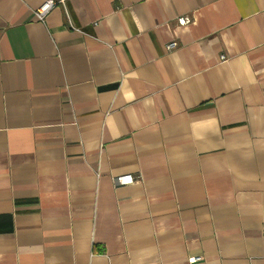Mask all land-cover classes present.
Listing matches in <instances>:
<instances>
[{"label":"crops","instance_id":"0c3cea01","mask_svg":"<svg viewBox=\"0 0 264 264\" xmlns=\"http://www.w3.org/2000/svg\"><path fill=\"white\" fill-rule=\"evenodd\" d=\"M44 1L0 0V264H264V0Z\"/></svg>","mask_w":264,"mask_h":264},{"label":"built area","instance_id":"2783aa9c","mask_svg":"<svg viewBox=\"0 0 264 264\" xmlns=\"http://www.w3.org/2000/svg\"><path fill=\"white\" fill-rule=\"evenodd\" d=\"M60 2H63V0H46L44 1V3H42L36 10H35V16L37 17V19L44 21L47 17V15L51 12V10L57 6ZM191 21V17L190 16H180L178 18V22L180 25H184L187 24ZM178 41L177 39H173L172 41H170L167 44V49H173L175 47L178 46ZM221 60H225L226 54H221L220 55ZM134 180V176L133 175H120L115 177V181L117 183H122V182H127V181H133ZM202 256H197L195 258H193V260H198L201 259Z\"/></svg>","mask_w":264,"mask_h":264}]
</instances>
